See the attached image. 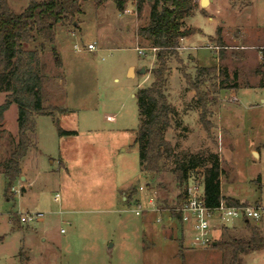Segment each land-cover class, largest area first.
Masks as SVG:
<instances>
[{
	"label": "rangeland",
	"instance_id": "obj_1",
	"mask_svg": "<svg viewBox=\"0 0 264 264\" xmlns=\"http://www.w3.org/2000/svg\"><path fill=\"white\" fill-rule=\"evenodd\" d=\"M31 1L41 0H6L14 13ZM191 1L197 9L184 28L192 34L180 40L179 61H169L166 89L173 111L164 136L175 157L153 177L141 172L134 144L135 95L151 84L155 63L156 51L137 35L147 24L148 5L139 18L134 2L123 14L111 1L99 9L81 2L72 24L54 27L53 44L40 48L39 39L25 45L37 50L42 106L65 110L54 119L76 134L60 136L52 118L34 117L29 137L36 150L22 161L9 200L0 167V264H49L46 257L54 255L51 264H230V252L191 247L184 228L179 255L181 234L170 217L179 194L172 170L189 156L195 162L192 176L209 166L211 156L217 158L223 197L260 208V217L248 222L264 236V0H211L204 9L200 0ZM92 43L89 53L85 47ZM198 67L228 76L225 83L209 79L200 88L207 98L209 134L199 122L196 94L181 75L193 79ZM142 69L147 73L140 74ZM4 99L0 93V105ZM16 119L11 105L1 126L0 164L16 142ZM25 213L43 217L20 224ZM225 224L215 222L212 243L249 238L242 220ZM38 253L46 254L44 262ZM239 259L238 264H264V249Z\"/></svg>",
	"mask_w": 264,
	"mask_h": 264
},
{
	"label": "trees",
	"instance_id": "obj_2",
	"mask_svg": "<svg viewBox=\"0 0 264 264\" xmlns=\"http://www.w3.org/2000/svg\"><path fill=\"white\" fill-rule=\"evenodd\" d=\"M90 1L95 9L105 2L111 1L116 11L123 14L129 3L135 4V11L140 18L142 7H149L147 24L137 29V35L149 42L150 48L155 49V63L150 70L151 84L139 89L135 95L139 118V127L134 144L138 149V159L141 172L156 176L170 164L175 157L174 148L165 139V132L171 126L172 106L166 95L169 61L172 57L178 60L177 51L180 40L190 36L192 31L184 28L186 19L194 16L197 5L191 0H41L31 1L20 12L10 10L6 0H0V93L5 99L0 105V138L1 126L5 112L11 105L17 110L16 142L7 157L1 162V173L6 180L5 197L12 198V188L21 176V163L36 146L29 137L35 131L34 117L45 116L52 118L60 136H69L75 132H67L58 126L54 113L63 114L62 109L45 108L42 106L43 74L36 49H26L25 45L41 40L43 44L51 45L54 41V27L57 24H72L75 16L81 13V2ZM218 32V31H217ZM218 34V33H217ZM179 61V60H178ZM179 63V62H178ZM187 86L196 94L201 108L199 122L203 130L209 134L211 124L206 119L207 98L200 88L209 79H218L225 83L228 76L225 70L198 67L195 78H190L181 71ZM231 88H236L235 85ZM189 162H176L172 173L175 175L176 187L179 194L176 203L179 205L184 196V189L192 170L195 168L194 157H188ZM222 170L215 156H211L209 166L202 169L200 175L204 186V202L208 208H216L222 202L228 207H242L245 204L238 200L223 197L220 192ZM23 192V189L21 190ZM170 217L179 226L180 239L179 255L183 244V227L180 216L170 209ZM15 223V217L12 218ZM243 224L249 232V238H231L228 241L215 242L209 247L221 252H230V264L240 263L239 256L247 252H260L264 249V236L260 229L244 220Z\"/></svg>",
	"mask_w": 264,
	"mask_h": 264
},
{
	"label": "built area",
	"instance_id": "obj_3",
	"mask_svg": "<svg viewBox=\"0 0 264 264\" xmlns=\"http://www.w3.org/2000/svg\"><path fill=\"white\" fill-rule=\"evenodd\" d=\"M129 13V11H127ZM85 50L89 53L95 50L94 44H88ZM155 52V49H152ZM58 198V195H55ZM174 211L180 216L184 232L190 236L188 239L191 247L211 244V234L215 228V222L224 224L226 220H257L260 217V208L250 206L228 207L220 203L216 208H208L204 202V186L201 176H190L187 180L182 202L175 203ZM141 212L136 211L139 215ZM43 217L41 213H25L20 215V224L29 225L39 222ZM62 232V231H61Z\"/></svg>",
	"mask_w": 264,
	"mask_h": 264
},
{
	"label": "crops",
	"instance_id": "obj_4",
	"mask_svg": "<svg viewBox=\"0 0 264 264\" xmlns=\"http://www.w3.org/2000/svg\"><path fill=\"white\" fill-rule=\"evenodd\" d=\"M92 44H94V46L96 45L95 43H92ZM193 57H191L190 59H192ZM154 65V64H153ZM131 69V68H130ZM131 72H132V75H133V69H131ZM147 73V71H145V74ZM260 103L261 104H264V99H261L260 100ZM252 153L253 154H256L257 155V153L255 152V151H252ZM21 189H23V188H21ZM220 192H221V195L222 196H224V194H222V189H221V184H220ZM25 193V190L23 189V192H21V194L23 195ZM225 197H229V198H232V199H235V200H238L237 198H233V197H231V196H225ZM168 220L170 221L171 219L170 218H168ZM223 225H225V227L227 228L228 227V225L226 226V224L224 223ZM225 228V229H226ZM217 230V228H213V230H212V234H214V232ZM42 241H44V240H42ZM22 248L23 249H25V244H23V246H22ZM38 255H39V260L40 259H42V261L44 262V257H46V254H42V253H38ZM55 256V255H54ZM53 256V257H54ZM53 257H46L48 260H47V262L49 263V264H51L52 263V261H53ZM56 259V258H55ZM28 264H30L29 262H28ZM45 264V263H44Z\"/></svg>",
	"mask_w": 264,
	"mask_h": 264
},
{
	"label": "water",
	"instance_id": "obj_5",
	"mask_svg": "<svg viewBox=\"0 0 264 264\" xmlns=\"http://www.w3.org/2000/svg\"><path fill=\"white\" fill-rule=\"evenodd\" d=\"M211 0H200L199 1V6L201 9H204L206 6H208V4L210 3ZM129 72H131V69L129 70ZM140 74L144 75L145 74V70L142 69ZM255 155V154H254ZM215 245V243H212V246Z\"/></svg>",
	"mask_w": 264,
	"mask_h": 264
}]
</instances>
